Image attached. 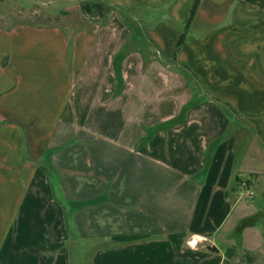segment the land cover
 <instances>
[{
    "label": "crops",
    "instance_id": "1",
    "mask_svg": "<svg viewBox=\"0 0 264 264\" xmlns=\"http://www.w3.org/2000/svg\"><path fill=\"white\" fill-rule=\"evenodd\" d=\"M81 1L0 0V264H264V0Z\"/></svg>",
    "mask_w": 264,
    "mask_h": 264
},
{
    "label": "rangeland",
    "instance_id": "2",
    "mask_svg": "<svg viewBox=\"0 0 264 264\" xmlns=\"http://www.w3.org/2000/svg\"><path fill=\"white\" fill-rule=\"evenodd\" d=\"M6 2V6L7 8H5V13L8 15L7 17L9 18V21L11 22H14L16 20H20L22 19V17H29V15H21V14H16L14 13L16 10L14 9V6H16V2L17 4L20 5V0H5ZM54 2V1H52ZM53 3H51L50 7H52ZM25 9L24 10H27L29 8V5H24ZM37 13L35 14V17H36V20L37 21H47V22H50V23H56L55 20H53V18L50 16V15H47V11H45V8H37ZM48 17L50 19H48ZM47 18V19H46ZM61 20H59L60 22ZM199 91V90H198ZM216 97V96H215ZM248 123V122H246ZM249 124V123H248ZM258 126L260 128H262V130H264V121H259V124ZM88 249H74V250H71V264H81V259H84L82 261V264H90V261H91V258H92V254L91 252L90 253H87ZM90 257V259H89Z\"/></svg>",
    "mask_w": 264,
    "mask_h": 264
},
{
    "label": "trees",
    "instance_id": "3",
    "mask_svg": "<svg viewBox=\"0 0 264 264\" xmlns=\"http://www.w3.org/2000/svg\"><path fill=\"white\" fill-rule=\"evenodd\" d=\"M197 5H198V0L196 1L194 8L191 11L190 19L188 23L186 24L185 29L188 27L189 22L192 16L194 15L195 8ZM80 7L85 16L91 17V18H97L98 20H104L108 16V14L114 9V6L111 5L107 0L81 1ZM48 19L50 18L48 17ZM53 20L56 21L55 24H58L60 19L58 18V16H56V17H53ZM184 37H185V33L183 32L177 44V49L181 46L184 40ZM251 121L254 122L255 129L260 134L261 138L264 140V130H262V128L258 126L259 121H264V120L251 119Z\"/></svg>",
    "mask_w": 264,
    "mask_h": 264
},
{
    "label": "built area",
    "instance_id": "4",
    "mask_svg": "<svg viewBox=\"0 0 264 264\" xmlns=\"http://www.w3.org/2000/svg\"><path fill=\"white\" fill-rule=\"evenodd\" d=\"M241 188L246 190V185L245 183H241ZM248 194H252L249 190H248ZM193 239H191L189 242H191ZM198 240H203V239H200V238H196L195 241L197 242Z\"/></svg>",
    "mask_w": 264,
    "mask_h": 264
},
{
    "label": "clouds",
    "instance_id": "5",
    "mask_svg": "<svg viewBox=\"0 0 264 264\" xmlns=\"http://www.w3.org/2000/svg\"><path fill=\"white\" fill-rule=\"evenodd\" d=\"M194 243V242H193Z\"/></svg>",
    "mask_w": 264,
    "mask_h": 264
}]
</instances>
